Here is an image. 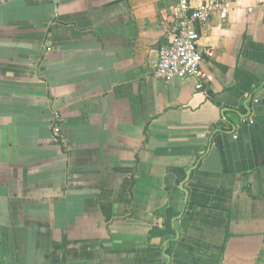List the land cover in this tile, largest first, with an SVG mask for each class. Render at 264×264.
I'll return each mask as SVG.
<instances>
[{
    "label": "crops",
    "instance_id": "crops-1",
    "mask_svg": "<svg viewBox=\"0 0 264 264\" xmlns=\"http://www.w3.org/2000/svg\"><path fill=\"white\" fill-rule=\"evenodd\" d=\"M180 1L0 0V264H264V0L200 89L153 76Z\"/></svg>",
    "mask_w": 264,
    "mask_h": 264
},
{
    "label": "built area",
    "instance_id": "built-area-1",
    "mask_svg": "<svg viewBox=\"0 0 264 264\" xmlns=\"http://www.w3.org/2000/svg\"><path fill=\"white\" fill-rule=\"evenodd\" d=\"M231 9L227 0H207L195 7L190 6L186 0H181L179 3L180 18L174 28L172 38L158 48L154 78L165 82L194 78L197 80L196 88H202L203 53L198 49L200 34L197 27L209 23L216 17L220 21H226ZM204 55L212 57L213 50H206ZM58 121L59 118L56 116L53 124L54 137H58Z\"/></svg>",
    "mask_w": 264,
    "mask_h": 264
}]
</instances>
